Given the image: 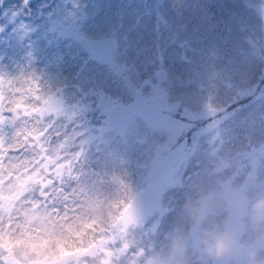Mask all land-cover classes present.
<instances>
[{
  "label": "rangeland",
  "instance_id": "obj_1",
  "mask_svg": "<svg viewBox=\"0 0 264 264\" xmlns=\"http://www.w3.org/2000/svg\"><path fill=\"white\" fill-rule=\"evenodd\" d=\"M19 1L36 5L28 9H34L33 14H45L39 16L43 20L48 18L46 14H51V25L57 27L54 29L60 31L66 44L72 45V53L82 57L96 55L98 64L83 67L80 73L83 76L75 84L80 88L100 89L101 99L106 102L103 104L105 125L117 129L96 137L95 141L91 140L93 131H89V142L85 145L87 126L66 123L68 127L62 131L59 117L47 132V136L56 133V137L46 151L51 165L60 167L62 175L58 184L53 171L39 176L34 167L30 168L32 162L36 161L37 166L44 161L39 150L29 149L15 155L11 152L6 157L3 165L9 166L8 172L25 167L29 177L24 195H15L18 185L12 183L8 188L13 178L9 175L5 178L0 171L1 191L11 190L9 195L8 191H2L4 195L0 197L2 213H6L3 218L0 215V249L4 250L0 252V264H151L154 253L166 255L177 240L187 248V264H221L217 263L218 258L225 259L226 264H264V220L255 219L253 211V205L264 199V159L258 152L246 155L250 150L264 148V13L249 6L253 3L264 8V0H238L240 4L231 5L224 17L223 7H217L215 0ZM213 18L218 20L213 33L227 34L229 40H235L231 67L219 73L214 58L202 61V43L198 45V42L195 54L188 52L191 55L186 56L190 62L180 67L182 60L172 67L171 60L165 67V80L161 86L156 83L163 92L148 95L142 91L134 96L133 86L124 89L121 80L127 74L126 68L138 70L150 58L149 34L156 22L164 23L169 29L160 37L162 50L166 55L179 57L182 45L179 42L186 37L190 41L187 45L192 44L193 35L188 31L195 20L214 21ZM171 32L173 40L179 41L177 44L167 40ZM17 34L21 41L28 40L21 31ZM62 40L58 36L57 50L63 45ZM4 44H8V36L2 38L0 34V59L8 55L2 48ZM58 53L32 45L21 53L22 61L13 59L18 63L13 68L3 62L0 77L6 82L34 74V80H25L36 84L47 72L51 80L54 68L62 64V54ZM251 77L257 81L250 88ZM247 89L249 92L242 94ZM72 95L69 91L68 97ZM250 96L247 104L222 119L216 117L230 104ZM58 97L53 94L47 100ZM54 105L49 115L56 111ZM196 120L201 123L204 120V126L191 145L172 141ZM47 124H34L35 131L43 130ZM14 127L28 132L30 122L20 120ZM1 133L4 140L0 143L8 149V132ZM249 155H252L250 161L257 162L256 174L250 173L246 160ZM13 163L16 170L11 168ZM120 163L127 164L126 168L121 167V172ZM114 171L120 172L122 182L130 188V196L124 201L121 190L126 185L115 183ZM126 171L129 181L125 178ZM42 182H47L52 193L47 200L38 197ZM81 186L90 190L80 189ZM87 204L102 207L104 216L82 220L80 210ZM25 206L46 214L45 223L49 227L59 223L68 234L67 242L42 241L46 248L55 245L51 256L35 251L33 241L39 230L29 231L27 226L19 235L28 237L26 242H21L32 254L18 257L13 251L10 233L15 234L17 229L12 213ZM110 208L117 214L108 213ZM67 220L73 223H64ZM94 221L103 224L96 227ZM119 229L127 230L128 241L116 235ZM202 229L223 233L230 251L218 258L207 256L200 246ZM97 237L99 242L95 241ZM189 237L199 247V254L189 247ZM73 242L81 246L74 252L66 248ZM3 252L7 260L1 258Z\"/></svg>",
  "mask_w": 264,
  "mask_h": 264
},
{
  "label": "trees",
  "instance_id": "obj_2",
  "mask_svg": "<svg viewBox=\"0 0 264 264\" xmlns=\"http://www.w3.org/2000/svg\"><path fill=\"white\" fill-rule=\"evenodd\" d=\"M238 0H215V5L217 7L222 6L223 7V16L226 15L228 12V9L231 5L234 4H240V1ZM48 5L49 8L51 7L52 3L50 2ZM29 6H36L33 3L28 4V2L23 1L20 2L19 0H0V34L2 35V38L8 36V44H4L2 48L4 50L8 51L7 57L0 59V65H3V62L6 64V66L13 68L12 66L18 64L17 60L22 61L24 56L21 55L22 52L28 50L32 45H37L40 48H43L47 51L56 50L58 55L60 56L62 54V64L54 68V78L48 79V74L45 72L43 74V77L38 83L35 84V86L39 90V95L42 98V100H47L49 97H51L53 94L58 95L57 100L49 101L47 100V103L43 105L45 109V113L43 117H35L33 119H22L21 121H26L27 123L30 122V127L26 128L29 130L28 132L23 129L22 131L20 129L16 130L14 127V124L16 122H19L20 120H14L11 116V114L5 112V123L1 125L0 131L4 130V132L8 135V149L7 147H3L2 143H0V165H3L6 161V157L11 154V152H14L13 154H21L26 150L32 149V150H39L40 156L44 159L43 162H41L39 165H35L36 161L32 162L30 165L31 167H34V171L39 173L40 175H46L47 172L53 171L56 176V184L61 183L60 182V176L62 173L59 171L60 167H55L51 165V161L49 158H46L47 156V148L50 146L51 140H53L54 137H56V133H53L49 136H47V132H50V130L54 127L55 122L60 117L62 122L59 123L61 126L62 131H65V129L68 127L66 123L75 124L76 122L82 124V126H87L85 129V134H87L84 144H88V136L89 131H93V138L91 140L95 141L98 138L103 137L107 132L115 131L112 128L109 129L105 125L106 115H104V109L103 104L104 102L102 98V94L100 92V89L95 88L94 86H88L85 88L78 87L75 82L77 81V78H82L83 75H80L82 68L89 65H97L98 59L95 55L90 56L86 55L85 57H82L81 54L78 55L77 53L73 52L71 50V44H66L65 41L62 40L63 37L59 34L60 31H56V26L53 27L50 23V16L51 14H46L48 18L44 19L39 18L41 15L37 12V14H33L34 9H28ZM250 6V9L253 11H260L264 13V8L257 7L253 3ZM170 11V10H169ZM176 12L178 9L175 10ZM172 14V12H171ZM46 20V21H45ZM214 21L209 20H195V22L191 25L189 28V31L193 35V40L191 46L187 45V42H190L186 37H184L183 42H179L177 40H173L172 32L167 35V40H169L172 43L177 44L178 42L181 45V56H177V54L173 55H166V52L162 50V47L160 46L161 39L160 37L162 35H165L169 29L165 28L164 23L154 22V31H151L149 34V40L150 42V58L146 60V62L142 65V68H139L138 70H131L132 67L126 68V75L123 76V79L121 80L124 84V89L129 90V86H133V89L135 90L134 96L136 94H140L143 92H148V95L154 94L155 92L161 93L163 92L162 87L160 88L161 84L165 80V67L167 68L168 63L172 60V67H177L178 62L184 60L183 64L180 67H183L186 63L190 62L186 61V56L195 54L194 47L197 46L198 42L202 43V48L200 51V58L201 60L211 61V58L215 59V66L218 68V72L221 73L224 71V68L231 67L232 63H230V60H233L232 55V45L235 44V40H229V35H218V33L215 32L216 27V18H213ZM41 22V26L39 27V24ZM47 23V24H46ZM46 24V25H45ZM219 28H216V31H218ZM21 31L24 33L25 37L28 39L26 41H21L18 37L17 32ZM211 31V32H208ZM40 32H42V35H40ZM224 30H222V33ZM211 33V34H210ZM58 36L63 41V45L59 46L58 50L56 47H58V44L55 42L58 39ZM152 36V38H151ZM65 51V52H63ZM188 52L191 54H188ZM1 53V52H0ZM59 58V57H58ZM144 61V60H143ZM120 64H122V61H119ZM224 63L223 66H221ZM79 64H82L80 67ZM72 70V72H70ZM131 70V71H130ZM40 74L43 72H39ZM130 74H132L130 76ZM23 78L21 80L25 79H33L34 74L29 75H22ZM253 79V80H252ZM34 80V79H33ZM155 81V84H154ZM257 80L254 78H250L249 81V87H253L256 85ZM65 82H68L69 85H67ZM156 83H158L160 86H156ZM138 88V89H137ZM166 88V86H165ZM71 91L73 95L71 97H68V92ZM206 94L208 90H205ZM249 92V89L244 90L242 94H246ZM207 97V96H206ZM205 97V98H206ZM251 98H245L241 99L240 101L234 102L230 104L228 107H226L224 110L220 111L219 114L216 115V117H219L222 119L224 116L228 115L229 112H232L234 109L241 107L242 105L247 104V100ZM50 102V103H49ZM53 108H55L56 111L51 113L49 115V111H51V105H53ZM59 104V105H58ZM111 104V103H109ZM53 111V110H52ZM51 111V112H52ZM218 113V112H216ZM204 121V120H203ZM203 121L198 122L197 120L192 122L189 127H186L180 135L175 136L174 140L172 141H180L184 145H191V142L193 138H197L200 129H203ZM35 122V123H34ZM45 122L47 125L44 126L43 130L35 131L34 124ZM96 125H103L102 127H96ZM117 126V125H115ZM50 129V130H49ZM110 130V131H109ZM31 133V135H29ZM43 133V135H41ZM127 134H125L126 136ZM13 139V141L9 138ZM98 137V138H96ZM49 138V139H48ZM4 140V136L2 133L0 134V141ZM49 141V142H48ZM213 141V139H212ZM14 142V143H13ZM43 142L46 143V146H42ZM15 146V147H14ZM156 151H158V154L160 153L159 149L156 148ZM28 152V151H27ZM255 152H258L257 155L261 156L264 159V148H261L259 150H250L246 153V155ZM121 153H117V156H120ZM252 159V155L248 156L249 161V169L250 173L253 174L257 173V162L250 161ZM261 159V158H260ZM9 161V160H8ZM35 165V166H34ZM120 172L121 167L124 166L127 167V164L120 163ZM15 168L14 170H16ZM3 172L4 177L7 178L9 175L13 178L12 182L14 184L18 185V188L16 189L15 195H24L27 185H28V177L27 175V168H22L20 170H17L16 172H8L4 169L0 170ZM120 172L115 173V171L112 173V175L115 178V183H121L122 185H126L122 182L120 177ZM26 173V174H25ZM25 174V176L22 177V175ZM54 176H51V179H53ZM126 181L130 180V177L128 175V171L125 173ZM78 180H81V177L78 178ZM101 187V186H100ZM99 187V188H100ZM80 189H87L86 187L81 186ZM97 190H91L93 192H97ZM38 194L39 198H43L45 200L49 199V195H52L51 190L47 189V182L40 183L38 187ZM11 192V190H8V195ZM122 193V201L129 198L130 195V188L126 185L125 190H121ZM2 195V191L0 188V197ZM4 195V194H3ZM2 195V198H3ZM10 201L8 200V203ZM63 203L62 205H64ZM71 204L75 205L76 203L72 202ZM60 205V204H58ZM55 205V206H58ZM10 207L11 204H8ZM62 207V206H61ZM60 207V208H61ZM59 208V209H60ZM58 209V210H59ZM113 215L117 214V211L113 208H110L108 213H112ZM5 212L2 213L1 207H0V215L2 218L5 216ZM95 220V219H93ZM96 227H100L101 223L100 221H94ZM101 231V230H100ZM98 235V232H96ZM116 235H122L125 242L129 239V234L127 230L125 229H119L117 230ZM189 241V247L195 248L196 252L199 254V247L194 244V239L192 237H189L187 239ZM96 242H99V239H95ZM81 246L76 242L69 247H66L67 249L74 252L76 249H79ZM127 246L125 247V249ZM124 249V250H125ZM4 251V250H2ZM0 249V252H2ZM123 252V251H122ZM7 255L5 252L1 254V258L3 260H7ZM202 257V256H200ZM204 260V259H202ZM197 261V260H196ZM206 261V260H204ZM226 264L225 259H217V263ZM151 264H154L151 263Z\"/></svg>",
  "mask_w": 264,
  "mask_h": 264
},
{
  "label": "clouds",
  "instance_id": "obj_3",
  "mask_svg": "<svg viewBox=\"0 0 264 264\" xmlns=\"http://www.w3.org/2000/svg\"><path fill=\"white\" fill-rule=\"evenodd\" d=\"M0 167L6 171L10 170L8 165H0ZM15 167L17 165L13 163L11 168ZM12 183V181L8 182V188L11 187ZM8 188L2 189V191L6 193ZM253 211L256 213L255 219L264 220V199L258 200L253 205ZM80 212L82 220L89 217L91 219H99L104 216V209L92 204H87ZM12 217L17 230L15 234L10 233V235L12 236L13 251L18 257H26L32 254L30 250L26 251L24 244L21 242H26L28 237L25 236L22 238L19 235L20 230L25 226H27L29 231L39 230L33 243L36 245L35 251L43 252L45 256H51L53 254L55 245L53 244L51 247L46 248L42 243L44 239H55L62 242H67L69 239L68 234L63 231L59 223L55 227H49L45 223L47 215L40 211L34 212L28 206L14 210ZM64 223L71 224L73 221L67 220ZM4 243L7 244L8 241L5 240ZM200 246L209 257L218 258L230 251L228 238L223 233L210 229L201 230ZM151 259L154 261V264H187V248L177 240L173 243L166 255L154 253Z\"/></svg>",
  "mask_w": 264,
  "mask_h": 264
},
{
  "label": "snow or ice",
  "instance_id": "obj_4",
  "mask_svg": "<svg viewBox=\"0 0 264 264\" xmlns=\"http://www.w3.org/2000/svg\"><path fill=\"white\" fill-rule=\"evenodd\" d=\"M46 103L47 100H42L31 80L14 78L5 82L0 77V125L5 123V112L11 114L14 120L42 118L45 113L43 105Z\"/></svg>",
  "mask_w": 264,
  "mask_h": 264
}]
</instances>
